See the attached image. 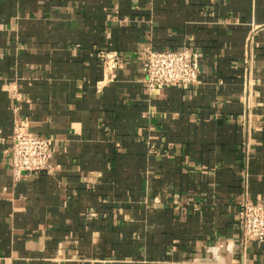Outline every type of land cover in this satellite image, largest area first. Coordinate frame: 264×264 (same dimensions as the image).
<instances>
[{"label": "crops", "instance_id": "obj_1", "mask_svg": "<svg viewBox=\"0 0 264 264\" xmlns=\"http://www.w3.org/2000/svg\"><path fill=\"white\" fill-rule=\"evenodd\" d=\"M145 45L197 53V83L148 92ZM15 125L51 174L12 178ZM244 199L264 202V0H0V264H264Z\"/></svg>", "mask_w": 264, "mask_h": 264}, {"label": "built area", "instance_id": "obj_2", "mask_svg": "<svg viewBox=\"0 0 264 264\" xmlns=\"http://www.w3.org/2000/svg\"><path fill=\"white\" fill-rule=\"evenodd\" d=\"M98 61L102 67L103 80L113 81L122 66V58L115 52H99ZM143 83L148 92L157 87L193 86L199 76L197 53L188 49L180 51H155L145 45L140 52ZM249 82L243 79L244 99L247 102ZM246 145V144H245ZM9 167L14 180L51 174L49 140L30 133L15 125L10 137ZM237 223L240 229V241L264 242V202L250 203L245 199L238 204Z\"/></svg>", "mask_w": 264, "mask_h": 264}]
</instances>
